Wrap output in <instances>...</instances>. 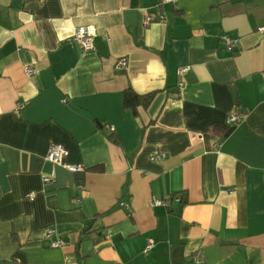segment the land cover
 <instances>
[{"label": "crops", "instance_id": "crops-1", "mask_svg": "<svg viewBox=\"0 0 264 264\" xmlns=\"http://www.w3.org/2000/svg\"><path fill=\"white\" fill-rule=\"evenodd\" d=\"M260 27L264 0H0V264H264ZM50 144L83 170L44 186Z\"/></svg>", "mask_w": 264, "mask_h": 264}, {"label": "built area", "instance_id": "built-area-1", "mask_svg": "<svg viewBox=\"0 0 264 264\" xmlns=\"http://www.w3.org/2000/svg\"><path fill=\"white\" fill-rule=\"evenodd\" d=\"M159 1L161 4H164V3H176L177 0H159ZM155 20H162V17H156L153 15H150V16L148 15L145 17V23L146 24H148L152 21H155ZM259 31L262 34H264V27H260ZM93 36H94V32L92 29H90L88 27H79V28H76L74 30L73 35H72V40L78 44L79 48L82 51H90L93 49V45H92ZM221 41H222V45H223L224 49H226L228 51H232L238 43L237 38H231L228 36H222ZM126 65H127V59L125 57H122V58H119L117 60V62L114 65V68H115V70L120 71V70H124L126 68ZM186 69L187 68H181L178 71V74L179 75L184 74L186 72ZM25 71H26V74L28 76L32 75L34 73L33 68L30 66H27ZM182 87H183V82L179 81L176 85V92L173 95V97H175V98L179 97V93H180ZM242 118H243L242 115H240L238 113H232L227 118L226 123L228 125L235 124V123L240 122L242 120ZM65 156H66V152L62 148V146L57 145V144H50L49 145L48 151H47L46 156H45V160L50 162L53 165V167L51 168V170L47 174H45L42 177V184L44 186H47L53 182L54 177H55V166L56 165L62 166V167L66 168L67 170H69L70 172H73V173H77V172H80L83 170L82 166H80V165L64 164L62 161H63V158ZM154 157L157 158L158 155L156 154V156H154ZM27 197L29 199H31L33 197V194L32 193L28 194ZM169 201L177 202V201H179V199L174 197V196H168L165 199H152L150 202V205L151 206L167 207ZM119 206L124 207V208L127 207V205L124 204L123 202H119ZM55 233H56L55 230L52 228L46 229L44 232V237L46 239H52L56 235ZM63 245H64V242L61 240L54 239L51 241L52 247H62ZM152 247H153V241L147 240L145 247L143 249V252L144 253L148 252ZM191 259H192V262H194L196 264H205L199 256H193Z\"/></svg>", "mask_w": 264, "mask_h": 264}, {"label": "trees", "instance_id": "trees-1", "mask_svg": "<svg viewBox=\"0 0 264 264\" xmlns=\"http://www.w3.org/2000/svg\"><path fill=\"white\" fill-rule=\"evenodd\" d=\"M152 95L139 96L134 94L130 89L124 91L123 105L126 108L135 109L139 105H146L149 103Z\"/></svg>", "mask_w": 264, "mask_h": 264}]
</instances>
